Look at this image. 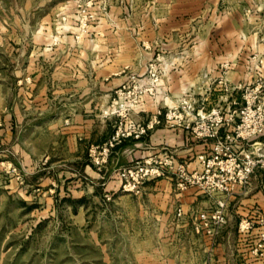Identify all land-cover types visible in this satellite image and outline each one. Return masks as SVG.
Masks as SVG:
<instances>
[{
  "label": "rangeland",
  "instance_id": "1",
  "mask_svg": "<svg viewBox=\"0 0 264 264\" xmlns=\"http://www.w3.org/2000/svg\"><path fill=\"white\" fill-rule=\"evenodd\" d=\"M148 107L169 109L170 121L191 130L222 120L226 134L249 110L258 123L264 113V0H0V264H139L137 256L154 249L180 252L168 264H264V215L246 218L239 226L251 221L243 229L249 231H237L236 211L247 198L235 191L180 180L181 188L200 185L203 194L196 230L220 200L232 203L234 227L223 228L226 222L212 232H223L221 258L208 257L209 227H201L207 231L199 237L191 228L181 232L177 246L158 243L156 225L146 227L137 205L148 182L169 172L201 171L202 162L199 168L172 158L119 164L113 174L122 190L130 168L165 171L140 184V193L124 190L133 195L121 200L100 194L105 181L81 175L78 163L46 161L68 154V138L88 124L90 164L104 167L111 150L141 128L136 110ZM104 134L107 145L94 146ZM228 145L237 156L251 153L264 161V135ZM27 156L43 158L36 173L28 171L34 165ZM69 167L76 175L39 186L43 181L35 176L70 173ZM78 185L93 190L84 200L92 216L84 231L66 206L77 199L70 188ZM246 186L264 187L262 162ZM50 187L59 189L47 195L57 206L45 212L43 191ZM25 196L37 210L23 208ZM249 198L259 205L258 196Z\"/></svg>",
  "mask_w": 264,
  "mask_h": 264
},
{
  "label": "crops",
  "instance_id": "2",
  "mask_svg": "<svg viewBox=\"0 0 264 264\" xmlns=\"http://www.w3.org/2000/svg\"><path fill=\"white\" fill-rule=\"evenodd\" d=\"M168 110L167 108L149 107L137 109L135 112L136 119L140 121V126L145 127L147 131L140 137L132 136L125 139L124 142L118 143L116 148L111 150L108 156V164L104 165V167L90 164L91 159L89 148L91 146L89 142L88 124L87 128L83 125L78 130L80 131L78 134L68 138V144L66 145L69 150L68 154L62 155V157L56 154H50L46 157V161L50 162L52 165L60 163L62 160L65 162L78 163L80 165V169L78 170H81V172H78L81 175H88L95 177L100 181H105V186L100 194H103L104 196L112 194V196H118L121 200L125 199V197H129V195H133V193L122 190L123 182L115 174H113L116 166L119 164L136 159L149 163L152 160H155V158H172L176 164L187 163L194 168L201 167V160L199 156L202 153L209 151L206 150V148H210L211 145H213V140L198 138L195 136V132L187 128L185 125H181L177 121H170L166 116L168 115ZM100 137L101 138L94 140L93 145L103 148V146L107 145V137L106 134ZM100 152L102 153V151ZM42 160L43 158L41 156H27L26 163L34 165L29 166L28 171L36 173V171H38L36 170V167L38 165L40 166ZM69 168L72 170L70 172L72 176L69 172H66V170L60 171L61 173H59L58 170H54V172L50 175H42V177L37 175L35 177L43 181L39 184V186H44L46 184L57 186V182L61 181L63 175H66L65 179L76 175L74 173V170L76 171V169L72 167ZM182 177L181 172H169L164 176L149 181L147 187L144 188L143 194L138 196L139 201L137 210L140 212L142 217H145L144 219L146 221L147 228L153 226L154 224L156 225L158 228V238L156 241L163 245H179L182 240L181 232L182 236H184V232H186L189 228H191L193 234L198 237L207 231L205 229L203 232H198L195 227L196 220L199 219L197 212L199 211L200 197L203 196V194H201V190H199L200 185L181 188L179 185ZM244 187L245 189H243ZM247 187L248 186H239L238 189L235 190L237 194L246 196L247 198V200L243 202V204L239 206V209L236 211L238 215L236 216L237 226L235 227L237 231L242 234L249 230L245 231L241 229L239 226L240 222H243L246 218L249 219L255 215H264V187H249V189H247ZM38 189L42 191V188L39 187ZM55 189L57 191L60 189V193L64 192L63 186L59 189L50 187L49 191H43V201L45 202L41 205V207L45 208V212L50 211L53 208L52 206H57L53 197H47V195L51 196L50 191ZM44 190L46 189L44 188ZM70 191L72 197L77 198L75 201H71V203L66 205L67 210L70 211L72 223L73 225L76 224L77 226H81L83 231L88 230L87 227L91 223L90 219L92 216L89 215L88 212L90 207L86 201L84 202V200L88 199L90 191L93 190L78 185L75 188H70ZM18 193H21V191ZM249 195L254 197L258 196L259 205L255 204V202L251 203V201L256 200H251ZM235 198L236 197H233L232 199L235 200ZM23 199V208L30 207L37 210V204L28 200L29 198L27 196ZM79 200H81L82 203L79 202ZM231 206L232 203L228 204L226 209L228 221L223 226L225 229H228V227H234V225H232V221H234L235 211L230 208ZM181 207L183 209L182 216L178 214V209ZM119 210L125 212L126 208L120 207ZM257 212L259 214H257ZM34 220L36 221V219ZM38 221H36V223H38ZM215 227L216 226L212 225L211 230L213 231ZM261 228L264 229V225H262ZM209 230L210 229H208V232ZM209 233V237H211L209 240L211 252L208 257H223V255H218L217 252L218 246H220V242H218V240L223 232L220 231L213 234L211 232ZM147 234H149L148 230L144 235L148 236ZM139 235L144 236L142 233ZM179 254L180 252L178 251L176 254H170L168 251L154 249L146 250L140 253L137 256V259L139 260V264H168L170 259L180 257ZM197 257L200 258V252H195L194 258Z\"/></svg>",
  "mask_w": 264,
  "mask_h": 264
},
{
  "label": "built area",
  "instance_id": "3",
  "mask_svg": "<svg viewBox=\"0 0 264 264\" xmlns=\"http://www.w3.org/2000/svg\"><path fill=\"white\" fill-rule=\"evenodd\" d=\"M250 111V110H249ZM244 112L243 123L239 125L237 130H230L222 133L223 124L219 122L216 125L209 126L206 123L196 124L192 127L195 136L198 138L212 139L213 149L202 153L199 157L203 165L201 171H195L192 174L182 173L183 178L188 182L205 183L213 191H222L227 194L234 193L238 185L246 186L255 173L256 167L264 161L256 159L251 153L237 156L230 150L229 143H236L242 145L245 140L249 139L251 135L260 134L264 135V113L258 123L252 121V112ZM147 130L145 127L135 130V136L140 137ZM120 135V134H118ZM125 135V134H124ZM113 144V142H112ZM108 150V149H107ZM136 169V168H135ZM165 171L159 167L150 168L141 166L136 171L131 169L122 174L126 179L123 189L126 191L141 192L140 184H142L150 176L164 175ZM227 203L225 200H220L218 208L212 213H203L201 215V222L203 225L198 224V232L201 227H209V232H213L212 225H221L226 223L227 220ZM182 207L178 209V214L182 215ZM264 222V218L262 219ZM242 229L249 228L251 221L247 222L246 226L241 224ZM264 240V233L262 234Z\"/></svg>",
  "mask_w": 264,
  "mask_h": 264
}]
</instances>
